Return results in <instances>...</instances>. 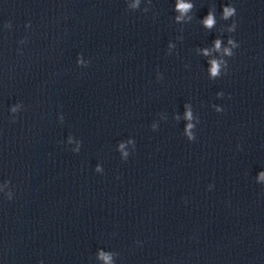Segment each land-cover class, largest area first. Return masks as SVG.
Instances as JSON below:
<instances>
[{
    "label": "clouds",
    "instance_id": "9594fccd",
    "mask_svg": "<svg viewBox=\"0 0 264 264\" xmlns=\"http://www.w3.org/2000/svg\"><path fill=\"white\" fill-rule=\"evenodd\" d=\"M209 23H211V20H209Z\"/></svg>",
    "mask_w": 264,
    "mask_h": 264
}]
</instances>
